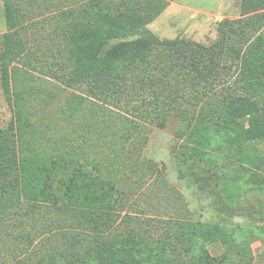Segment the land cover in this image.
<instances>
[{
	"label": "rangeland",
	"instance_id": "obj_1",
	"mask_svg": "<svg viewBox=\"0 0 264 264\" xmlns=\"http://www.w3.org/2000/svg\"><path fill=\"white\" fill-rule=\"evenodd\" d=\"M113 2L119 9L127 5H119L121 0ZM88 3V0H15L17 25L8 29L0 0V128L20 124L26 131L20 151L23 153L25 149L31 154L45 150L43 154L51 158L69 150L73 140L88 144L78 149L98 161L101 147L96 144L102 143L104 135L115 138L119 146L104 148L110 153L117 151L121 156L119 164L112 169L89 167L92 173L102 176L105 186L115 187L113 205L108 209L111 225L102 233L100 229L94 230L92 221H87L95 215L97 220L108 217L102 213L100 192L95 189L96 183L101 184V176L88 184L85 192L88 205L73 207V203L65 206L61 202L25 199L9 202L0 210V264H37L49 260L54 249H70L72 238L80 240L81 243L75 241L79 251L92 248L96 246V235H103L107 243L128 241V245L137 248L134 252L143 264L145 260L148 264H171V254L159 257L152 246L173 231L175 223L197 221L216 223L227 235L234 230L242 235L235 236L236 243L230 249L221 241L206 244L200 240L195 253L204 257L207 251L208 256L228 254L234 258L241 252L244 259L241 264H264V141L219 148L220 135L229 129L220 128L221 134L212 131V145L201 148L210 155L206 159L196 156L192 159L190 140L178 138L184 126L177 111L164 104H152L154 91L160 98L166 93L167 86L160 81H148L140 99L123 93L126 99L120 100L124 102L115 104L109 99L103 105L88 79L73 71L70 60V26L79 22L78 13ZM167 3L148 25L161 40L180 37L212 45L218 39V26L223 19L235 20L237 26L238 20L251 18L257 22L256 32L264 30V18L256 16H264V0H167ZM4 34L9 37V52ZM222 60L218 65L205 64L204 68H215L221 78L241 71L235 65L223 68ZM4 73L12 103L3 92ZM145 74L152 76L153 72ZM132 88L135 90L134 83ZM201 88L197 85L194 93ZM13 99L21 100L22 110ZM200 109L206 112L207 106L194 102L188 109L190 121L198 123ZM260 117L264 118V107L260 109ZM251 121L250 115L243 124ZM208 122L214 126L210 119ZM85 136H91L95 143L84 141ZM247 244L252 257L245 262ZM179 250L174 252L179 262L192 261V250L185 251L182 246Z\"/></svg>",
	"mask_w": 264,
	"mask_h": 264
},
{
	"label": "trees",
	"instance_id": "obj_2",
	"mask_svg": "<svg viewBox=\"0 0 264 264\" xmlns=\"http://www.w3.org/2000/svg\"><path fill=\"white\" fill-rule=\"evenodd\" d=\"M126 1L121 0L119 5H127L119 9L113 0H88L85 9L78 13L82 18L70 26L68 34L73 71L88 79L101 103L105 105L109 99L115 104L124 102L120 100L121 97L126 99L123 93L136 95L140 99L148 81H160L166 84V93L160 98L154 91L152 104H164L177 111L184 126L179 130L178 138L190 140L192 159H206L210 155L201 148L212 145V131L221 134L229 128L226 134L220 135L219 148L264 141V118L260 117V109L264 107V30L256 32L257 22L248 18L238 20V25L234 26L235 20H221L218 39L212 45L180 37L161 40L148 25L165 9L167 0H144L143 3L139 0ZM14 3L15 0H3L8 29L17 25V6ZM256 16L264 18L263 15ZM3 38L7 46L8 35L4 34ZM7 49L9 52L8 46ZM221 59L224 61L223 68L231 69L235 65L241 71L221 78L215 68H204L205 64L218 65ZM146 71L153 72V75H146ZM1 81L3 92L12 103L6 73ZM197 85L202 88L194 93ZM13 101L22 110L21 100ZM221 101L222 105L218 104ZM194 102L207 106L206 112L198 110V123L190 121L187 116ZM202 115L207 119H202ZM250 115L252 121L244 125L243 120ZM209 119L214 126L208 122ZM25 135L26 131L20 124L11 123L0 128V210L5 204L22 199L83 206L88 203L85 201L88 184L101 176L92 173L89 167L112 169L120 162L121 156L117 151L110 153L109 149L104 148L105 145L115 148L119 142L105 135L101 138L102 143L96 144L101 147L98 161L91 154L78 149L88 144L73 140L69 150L53 158L46 157L43 154L45 150L29 154L24 149L22 153L20 146ZM113 135L117 136V133ZM83 138L88 143H95L91 136ZM100 182L94 188L100 192L102 213L108 215V209L113 205L111 199L115 187L105 186L102 176ZM53 185L54 189L51 188ZM80 213L77 215L80 216ZM111 218L108 215L105 219L97 220L95 215L87 221L93 222L94 230L105 232L111 225ZM172 227L173 231L166 233L160 242L152 246L159 257L171 254V264L181 263L174 253L180 251L179 246L188 252L192 250V261L186 260L183 264H241L244 260L240 250V254L234 258L228 254L208 256L207 251L204 258L194 252L200 240L206 244L221 241L230 249L236 243L235 236L239 238L242 235L241 231L236 233L234 230L227 235L220 225L200 221L178 222ZM105 239L103 235H96V246L79 251L75 244L80 240L72 238L70 249H54L49 260H41L37 264H143L134 252L137 248L128 245V241L114 244L107 243ZM247 246L245 262L252 257L249 244ZM144 263L148 264L147 260Z\"/></svg>",
	"mask_w": 264,
	"mask_h": 264
}]
</instances>
